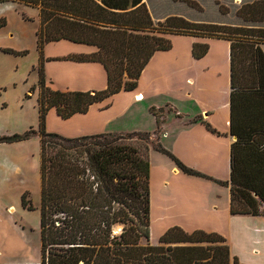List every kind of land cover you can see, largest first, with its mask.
Here are the masks:
<instances>
[{
	"label": "crops",
	"instance_id": "1",
	"mask_svg": "<svg viewBox=\"0 0 264 264\" xmlns=\"http://www.w3.org/2000/svg\"><path fill=\"white\" fill-rule=\"evenodd\" d=\"M96 1L102 5L106 2L109 4L106 7L117 11L132 9L142 2L147 6L148 2ZM128 2H131L129 6ZM218 12L219 18L197 22L235 26L222 21L223 13L219 9ZM250 27L264 28V15L261 22ZM167 37L171 47L151 55L134 89L120 90L93 103L86 112L67 119L60 118L50 108L45 129L75 137L103 132L153 133L159 128L156 142L203 176L185 174L169 156L153 147L149 149L150 244H157L159 237L173 226L186 232H215L225 238L231 258L242 264H264V213L232 214L229 184L217 182L229 181L232 147L238 172L247 174L246 179L264 181V45L240 37L231 52V40L223 36L169 34ZM194 43L207 46L205 53L197 58L192 54ZM96 50L94 45L67 39L45 43L43 68L51 88L104 89L107 75L100 62L67 58ZM33 136L38 139L37 135ZM27 142L18 141L13 145L14 150ZM35 164L39 165L38 161ZM12 165L20 169L13 170ZM27 166L26 157L20 154L9 153L0 158V181L5 179L0 189H6L2 193L29 192ZM37 176L40 188L39 166ZM253 196L258 199L256 194ZM260 205L259 208L264 207L263 203ZM14 208L8 206L9 211Z\"/></svg>",
	"mask_w": 264,
	"mask_h": 264
},
{
	"label": "trees",
	"instance_id": "2",
	"mask_svg": "<svg viewBox=\"0 0 264 264\" xmlns=\"http://www.w3.org/2000/svg\"><path fill=\"white\" fill-rule=\"evenodd\" d=\"M11 1L39 9L35 33L37 125L21 134L0 136V143L38 136L40 260L35 264H242L235 257L231 258L223 236L203 230L186 232L177 226L168 228L157 244L149 243V249L156 250L161 243L210 242L213 245L206 247L208 253L183 262L161 255L136 261L130 251L141 236L149 240V161L147 144L141 149L132 137L141 133L149 137L150 133L103 132L66 137L47 131L45 119L50 108H54L60 118L67 119L86 112L93 103L120 90L134 89L151 55L171 47L169 34L227 37L231 40V52L240 37L252 39V44L264 45L255 39V32H264V28L250 27L261 22L264 14L235 27L170 15L155 27L143 2L124 11L109 9L96 0H0V3ZM229 29L237 31L234 32L237 37L216 34ZM59 39L97 47L91 54L67 58L100 62L107 75L104 89L62 91L51 88L44 74L43 47ZM206 49V44L194 43L192 54L200 57ZM231 70L233 73V66ZM231 88H236L233 75ZM206 127L209 128L207 124ZM153 148L173 159L183 173L203 176L181 163L159 143ZM230 167L229 181H217L229 184L230 212L259 214L260 203L264 205V181L246 179L247 174L238 172L234 147ZM27 194L21 195V205L32 209ZM118 222L124 225L123 230L113 235L112 225Z\"/></svg>",
	"mask_w": 264,
	"mask_h": 264
},
{
	"label": "rangeland",
	"instance_id": "3",
	"mask_svg": "<svg viewBox=\"0 0 264 264\" xmlns=\"http://www.w3.org/2000/svg\"><path fill=\"white\" fill-rule=\"evenodd\" d=\"M250 1L148 0L146 7L155 27L170 15L181 16L196 22L216 19L219 18L218 9L223 13L222 21L235 26H243L248 24L247 19L258 18L264 14L263 0H254L255 2L251 4ZM130 4L131 2H128L127 6ZM104 5L109 4L104 2ZM111 6L120 7L115 4ZM36 8L38 7H31L18 1L0 3V136L21 134L30 127L36 128L37 125L36 83L38 76L36 65L38 51L35 33L38 27V16ZM234 32L237 31L229 29L216 34L234 38L237 37ZM255 34L256 40L264 42V32H255ZM156 116L160 120V115ZM158 133L159 128L150 133L149 137L143 133L133 136L132 141L136 146L141 145V149L147 144L149 151L157 143L156 135ZM22 141L28 142L19 146L22 148L18 150H14L13 146L18 142L1 143L0 158L7 157L9 153L26 157L27 183L29 185L26 199L29 200L32 209L24 208L21 205L22 194L15 195L9 191L2 193V190L6 189L1 187L0 263L35 264L40 260L39 183L37 176L39 165L35 164V161H38L39 164V141L34 136ZM15 166L12 165L11 168L13 170L20 169L19 166L14 168ZM0 183L3 186L5 179H2ZM9 205H14V211L8 210ZM259 211L264 213V207L259 208ZM123 227L124 225L119 222L114 223L111 233L118 235ZM143 230V226H140V231ZM149 243V240L141 236L135 248L130 251V255H133L136 261H144L153 257L159 258L161 255L183 262L186 258L205 255L208 253L206 247L213 245L210 242H171L161 243L159 248L151 250L148 247Z\"/></svg>",
	"mask_w": 264,
	"mask_h": 264
}]
</instances>
